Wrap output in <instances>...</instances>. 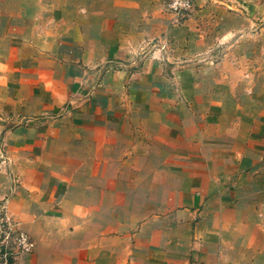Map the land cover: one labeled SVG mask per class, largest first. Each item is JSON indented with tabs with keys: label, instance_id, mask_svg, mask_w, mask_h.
<instances>
[{
	"label": "rangeland",
	"instance_id": "1",
	"mask_svg": "<svg viewBox=\"0 0 264 264\" xmlns=\"http://www.w3.org/2000/svg\"><path fill=\"white\" fill-rule=\"evenodd\" d=\"M209 1L240 12L234 7L237 1ZM79 4L77 10L82 11ZM69 12L59 0H0V172L11 179H0V190L7 188L0 197V221L14 220L15 227L34 242L31 252L36 241L15 214L19 209L10 208V198L20 185L25 186L23 178L27 183L46 182L51 173L46 168L52 170L53 164L61 166L57 173L68 185L84 183L85 142L105 138L100 124L121 129L119 134L108 131L119 137L109 141L108 154L125 155L128 161L107 167L108 172L121 167L118 183L124 193L107 200L120 203L122 212L97 213L122 219L125 233L141 231L153 236L161 248L170 245L167 236L191 237L203 229L199 213L185 210L188 205H184L191 192L200 191L197 186L203 168L226 177L236 170L241 175L237 190L242 195L262 187L256 179L259 173L264 178V17L252 15L244 26L238 18L225 14L231 29H225L223 20L219 25L210 24L207 36L195 39L194 50L186 56L173 52L170 43L151 42L149 54L147 49L143 54L161 63L151 68L155 76L149 84L152 95L140 104L131 99L105 98L102 87L113 91L117 80L113 73L127 65L117 68L119 63L113 57L93 59L96 55L93 57L86 45L97 44L99 36L93 39L85 33L82 22L75 24L65 17ZM56 15L63 18L56 19ZM241 27L245 30H239ZM101 62L107 63L103 70ZM145 64L143 61L136 68L146 70ZM97 71L101 75L95 78ZM160 92L165 95L158 98ZM125 102L140 108L124 118L100 115L105 109L126 106ZM144 105L162 113H167V108L168 115L163 118L170 123L173 116L178 128L186 124L189 142L179 144L174 135L167 140L161 131L153 134L147 130L145 124L151 120L141 116ZM178 105L186 106L187 113L176 110L170 115L169 109ZM129 122H133V131ZM153 124L159 126L158 122ZM193 139L199 141L190 142ZM103 148L96 142L93 155L100 156ZM258 163L262 167L255 170ZM39 164L44 167L36 169ZM92 165L100 170V164ZM237 177L223 180V188L228 189L225 199ZM95 198L99 201L100 196ZM252 235L256 236L255 228Z\"/></svg>",
	"mask_w": 264,
	"mask_h": 264
},
{
	"label": "crops",
	"instance_id": "2",
	"mask_svg": "<svg viewBox=\"0 0 264 264\" xmlns=\"http://www.w3.org/2000/svg\"><path fill=\"white\" fill-rule=\"evenodd\" d=\"M59 1L70 10L65 17H69L75 24L77 21L82 22L85 33L93 39L99 36L97 44L86 45L87 49L94 53L93 57L96 55L93 59L113 57L118 61L116 64L119 63V65L114 64L117 68L127 65L126 68L113 73L114 78L117 79H114L113 91H107L106 87H102L105 98L131 99L137 101L136 103L150 99L152 92L149 84L150 81L153 83L155 77L151 68L153 65L155 68L160 67L159 63H161L148 55L151 42L165 41L167 45L170 43L171 47H174L171 48L173 52L176 50L177 53L180 52L179 55L186 56L194 50L195 39L200 40L203 36H207L209 32L207 28L210 24L211 27L214 24L219 25L223 20L224 26L227 27L225 29H231L232 24L225 20V14H229L231 18L232 16L238 18L239 23L244 26L248 25L252 15L264 17V0H233L234 3L237 1L234 7L240 12L230 11L220 4L209 3V0H198L192 11L179 22L180 24H175L174 15L166 10L164 0ZM79 2L82 3V11L77 10L76 6ZM238 5L243 6L247 11L245 12ZM55 17L63 18L60 15ZM95 20L99 23H95ZM241 28L239 30H245ZM144 49L148 50L146 56L143 54L146 52ZM136 53H139L138 56ZM143 61L148 69H137L136 66H141ZM105 62H101V70L106 68ZM98 75H101L100 71L96 72L95 78H98ZM104 80L108 84V78L105 77ZM115 92H117L116 96L113 95ZM164 95L161 92L157 93L158 98ZM125 104L126 106L122 108L105 109V112L108 110L107 113L100 112V115H109L113 117L112 119L124 118L140 108L134 107L139 106L137 104L133 107L127 105L128 102ZM162 106H165L164 101ZM144 108L145 111L142 108L141 116H147L151 120V122L148 120L147 124L144 123L147 130L153 134L161 131L167 140L174 135L179 139V144L189 142L186 124L178 128L176 123L172 122L173 116L169 120L170 123L163 118V115H168L167 108V113H162L156 108L149 109L145 105ZM176 110L187 113L186 106L178 105L169 109L170 115ZM155 122H158L159 126H155L153 124ZM129 123L133 131V122ZM100 125L106 135L105 138L100 141L85 142L84 148L87 149V154L83 159L86 173L85 178L83 177L84 183L73 185L72 182V185H68L65 178L57 173L61 166L53 164L52 170L46 168L51 172L46 182L27 183L23 178L25 186L20 185L10 198V208L19 209V213L15 212V214L36 241L35 250L18 256L15 264H264L262 173H259L256 179L262 187L255 193L248 192L242 195L237 190L241 175L236 170L226 174V177L211 174L210 170L203 168L201 171L203 177L200 185L197 186V190L200 191L197 194L196 191L191 192L189 201L184 204L188 205L185 210L199 213L203 229L191 237L167 236L170 245L165 246L166 248L159 247L153 236H145L141 231L125 233L124 221L114 218L111 213H105V217L103 213H97V211L110 212L119 209L122 212L120 203L107 200L113 195L124 193L123 187L118 183L122 176L121 167H116L115 172H108L107 167L109 163L128 161L125 155L114 157L108 154L109 141L112 138L119 139L117 135L111 136L114 133L108 134V131L110 133L114 130L119 134L121 129L117 127L109 129L107 125ZM161 125L163 126L160 127ZM159 128L161 129L158 130ZM198 141L193 139L190 142ZM96 142H101V146L104 147L100 156L92 153ZM41 161L46 162L42 157ZM92 163L100 164V170L98 171ZM258 164L255 165V170L262 167V164ZM233 165L236 166V162ZM42 167L44 166L39 164L36 169ZM198 171L196 170V173ZM261 171H264V165ZM235 175H238L237 181L229 185L228 198L225 199L224 193L228 189L223 188L225 187L223 180ZM0 179L7 182L10 177L0 172ZM202 180H206L207 183ZM6 189L0 190V197L7 193ZM96 195L100 196L99 201L95 198ZM81 196L83 197L79 198ZM148 222L149 219L143 223V226ZM226 228L231 232L229 235L225 231ZM253 228L256 231L255 237L252 235ZM157 257L163 260L158 261Z\"/></svg>",
	"mask_w": 264,
	"mask_h": 264
},
{
	"label": "built area",
	"instance_id": "3",
	"mask_svg": "<svg viewBox=\"0 0 264 264\" xmlns=\"http://www.w3.org/2000/svg\"><path fill=\"white\" fill-rule=\"evenodd\" d=\"M167 11L174 15L175 22H179L192 10L196 0H164ZM7 225V228H4ZM16 222L6 218L0 221V264H15L18 256L29 253L34 249V242L30 236L15 227Z\"/></svg>",
	"mask_w": 264,
	"mask_h": 264
}]
</instances>
